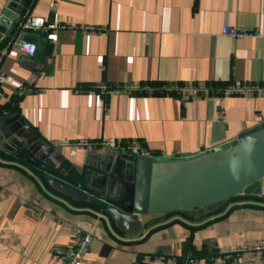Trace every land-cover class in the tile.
<instances>
[{
  "label": "crops",
  "instance_id": "1",
  "mask_svg": "<svg viewBox=\"0 0 264 264\" xmlns=\"http://www.w3.org/2000/svg\"><path fill=\"white\" fill-rule=\"evenodd\" d=\"M29 15L50 25L31 39L35 55L12 46L0 63V264H64L56 249L85 232L93 240L83 264L210 263L221 248L264 239V177L257 199L220 213L138 217L77 202L41 171L46 165L98 189L97 179L125 174L126 155L137 154L119 141L157 159L188 158L263 124L264 96L222 88L264 84V0H0V51L7 36H28L11 32ZM226 25L257 34L232 39ZM97 82L205 86L183 100L91 90ZM79 140L110 144L90 150L76 147Z\"/></svg>",
  "mask_w": 264,
  "mask_h": 264
},
{
  "label": "water",
  "instance_id": "2",
  "mask_svg": "<svg viewBox=\"0 0 264 264\" xmlns=\"http://www.w3.org/2000/svg\"><path fill=\"white\" fill-rule=\"evenodd\" d=\"M126 156L132 170L128 167L125 174L112 172L103 180L97 179L98 189L95 183L88 185L85 180L58 176L46 165L41 171L54 188L73 200L95 204L114 216L207 213L232 196L260 192L264 122L243 132L229 145L197 156L169 160L143 154ZM115 185L120 191L116 195Z\"/></svg>",
  "mask_w": 264,
  "mask_h": 264
},
{
  "label": "built area",
  "instance_id": "3",
  "mask_svg": "<svg viewBox=\"0 0 264 264\" xmlns=\"http://www.w3.org/2000/svg\"><path fill=\"white\" fill-rule=\"evenodd\" d=\"M23 34L27 31H48L49 24L43 16L29 15L20 24ZM61 27H67L62 25ZM83 31H97L98 28L93 26L82 25L79 27ZM223 34L231 37L232 39H239L246 36L256 35L257 32H249L238 29L237 27L226 25L222 30ZM2 51H0V63L8 50L12 46H17L23 54L26 56H34L37 51V44L32 40L27 39L25 36H21L13 41H10ZM6 80V76L0 70V86ZM204 89L203 84H173V85H160L154 86L148 83H131V84H109L105 82H97L91 86V90L100 91L103 93L111 92H125V93H153L160 90H167L169 93L177 94L181 99L188 100L195 93ZM225 94L237 93L245 95L259 94L264 96V84L249 82L242 84H228L222 88ZM1 95V89H0ZM99 143L102 145L110 144V142H91L88 140H79L75 142V146L78 148L93 149ZM126 144V145H125ZM118 146L123 151H129L130 149L136 148L137 154L149 155L147 152L141 151L135 144H129L128 142H117ZM93 240V235L89 232L82 233L76 244L69 248H58L56 249L57 254L64 258V264H83L87 251ZM248 253L257 256V258L244 259ZM146 258H151L150 255H146ZM133 264H141L138 258H135ZM186 264H264V239H257L252 244L245 248H221L217 255L212 258L210 263H201L196 258H190Z\"/></svg>",
  "mask_w": 264,
  "mask_h": 264
},
{
  "label": "trees",
  "instance_id": "4",
  "mask_svg": "<svg viewBox=\"0 0 264 264\" xmlns=\"http://www.w3.org/2000/svg\"><path fill=\"white\" fill-rule=\"evenodd\" d=\"M29 3H31V1H29ZM21 31V28L19 26V24H17L16 26L13 27L12 29V33H14L15 35H17V33H19ZM9 37V38H8ZM8 40H6V42H9V41H13L15 40V38H12L10 36H7ZM5 42L3 43H0V49L3 47ZM152 84H154L155 86L157 85H163V84H160V82H152ZM198 84V83H196ZM206 84V87H210V88H218L219 86H222V85H225L224 83H220V82H208V83H205ZM205 86V85H203ZM168 91L167 90H160L158 91V93L160 94H166ZM257 199L258 197L255 196L254 194H239V195H235V196H232L230 197L229 199L225 200L220 206H218L217 208H215L214 210L210 211V212H207L204 216H209V215H212V214H216V213H220L222 212L228 204L234 202V201H238L240 199ZM85 204H89L97 209H100L101 211H104L106 213H108L107 210L95 205V204H92V203H89V202H86ZM189 213L191 212H173V213H169V214H163V216H170V215H173V214H184L186 216L189 215Z\"/></svg>",
  "mask_w": 264,
  "mask_h": 264
},
{
  "label": "rangeland",
  "instance_id": "5",
  "mask_svg": "<svg viewBox=\"0 0 264 264\" xmlns=\"http://www.w3.org/2000/svg\"><path fill=\"white\" fill-rule=\"evenodd\" d=\"M27 33H28L27 35L29 38L38 41V33L37 32L29 30Z\"/></svg>",
  "mask_w": 264,
  "mask_h": 264
}]
</instances>
